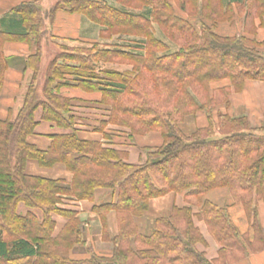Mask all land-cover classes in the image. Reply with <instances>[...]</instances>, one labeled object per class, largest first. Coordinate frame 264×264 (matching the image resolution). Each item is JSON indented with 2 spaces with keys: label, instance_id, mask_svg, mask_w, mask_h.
Masks as SVG:
<instances>
[{
  "label": "trees",
  "instance_id": "1",
  "mask_svg": "<svg viewBox=\"0 0 264 264\" xmlns=\"http://www.w3.org/2000/svg\"><path fill=\"white\" fill-rule=\"evenodd\" d=\"M116 2L58 0L47 12L25 3L11 11L13 28L0 30V47L30 39L36 46L25 64L32 74L22 106L14 120H0V264H236L264 250L256 210L258 202L264 204V125L251 129L245 116H212L229 106L230 90L241 92L247 80L264 83V41L256 38L255 25L264 21V0ZM58 11L98 26L100 39L48 38L44 22L51 24ZM226 23H240L237 32L219 35ZM48 39L58 51L44 69L42 44ZM63 87L101 95L89 102L106 112L94 130L115 126L129 138L155 132L162 145L132 165L127 152L81 139L74 129L75 100L60 94ZM38 109L42 121L72 130L51 137L46 151L27 141ZM198 112L207 114V125L186 135L182 126ZM28 161L42 168L63 165L72 180L27 175ZM98 189L117 193L112 203L92 208L102 239L113 246L110 253L95 252L78 213L59 208L64 198L92 202ZM215 190H226L232 204L209 201L206 195ZM170 193L183 194L188 206L173 207L141 233L137 221L150 201ZM19 204L40 211L41 219L18 215ZM230 206L244 212L245 233L234 226ZM110 212L115 236L107 224ZM51 215L66 220L57 235ZM194 218L220 247L211 262L196 249L206 243Z\"/></svg>",
  "mask_w": 264,
  "mask_h": 264
},
{
  "label": "crops",
  "instance_id": "2",
  "mask_svg": "<svg viewBox=\"0 0 264 264\" xmlns=\"http://www.w3.org/2000/svg\"><path fill=\"white\" fill-rule=\"evenodd\" d=\"M112 7L117 6L116 0H102ZM34 2L42 11H48L52 8L55 0H0V30H4L5 25L11 27V23L15 18L11 11L21 4ZM260 20H256V38L259 41H264V24ZM82 16L78 14H69L65 11H58L53 18L50 33L58 38L70 40H91V28ZM90 30V31H89ZM237 32V27L235 29ZM89 31V33H88ZM228 30L217 29V33L222 36L231 35ZM234 31V30H232ZM231 31V32H232ZM234 32V33H235ZM94 41V40H93ZM36 52V46L32 39L30 41L10 40L4 42L0 47V120H14L19 109L22 106L26 89L31 79V71L25 68V64L29 56ZM47 60L44 59L42 48V61L44 66ZM43 68V67H42ZM221 83L213 84L217 87ZM60 94L71 100L73 103L72 111L77 116L74 129L78 136L86 141L98 142L104 147L115 148L127 152L126 162L132 165L144 163L146 155L153 149L162 145V139L158 133L152 132L144 136H136L129 139L125 144L124 132L122 129L107 125L102 132L94 130V126H98V121L106 119L103 115L106 113L103 110H96L89 102L99 101L101 95L98 93H86L76 88L63 87L60 89ZM235 97L232 95V100ZM240 107V108H239ZM241 111V112H240ZM241 115L248 119L251 129H258L264 125V83L260 81L247 80L244 82L242 91L238 97L237 103H231L230 109L219 107L212 112L213 119L216 120L218 115ZM80 117V118H79ZM35 120L37 126L34 134L28 137L27 141L36 146L37 149L46 151L51 144V137L71 133L72 130H62L54 124L41 120V110L35 112ZM207 125V114L198 112L196 116L185 123L182 128L186 135H189L197 128ZM108 137H106V136ZM25 173L31 176L43 177L51 180H62L70 183L72 175L65 169L63 165H54L51 168H42L35 161H28L25 167ZM117 193L110 190L98 189L94 193V200L75 201L72 199H63L59 208L74 210L79 217L84 218V237L88 245H91L95 252L110 253L112 244L102 239L101 226L98 217L92 211L95 206L112 203L116 200ZM206 198L219 206H229L232 204L230 194L226 190H215L206 195ZM188 206L183 194H167L161 198L150 201L149 210L145 216L137 221L138 228L141 233H145L151 229L152 221L155 218L168 215L173 207L183 208ZM194 213H197V208H192ZM258 222L264 234V204L258 202L256 204ZM18 215L24 217L28 213L34 214L38 219H41V212L38 210H30L24 204H19L17 208ZM229 216L238 229L243 234L248 230L249 224L244 215V212L239 206H230L228 209ZM51 219L55 222L54 235H57L66 223V220L58 215H51ZM194 218V225L199 229L205 240L204 245H197L198 252L204 253L208 261H213L218 258L220 247L209 235L204 222ZM107 224L111 236H115L117 225L116 218L113 212L107 215ZM99 226L100 230L97 231ZM205 230V232H204ZM236 264H264V250L260 252H250L248 256Z\"/></svg>",
  "mask_w": 264,
  "mask_h": 264
},
{
  "label": "rangeland",
  "instance_id": "3",
  "mask_svg": "<svg viewBox=\"0 0 264 264\" xmlns=\"http://www.w3.org/2000/svg\"><path fill=\"white\" fill-rule=\"evenodd\" d=\"M56 2H58V0H55ZM102 1V0H101ZM170 2H172L173 3V1L174 0H169ZM104 2V1H103ZM43 12H47V11H43ZM177 14H179L181 17H185L184 16V14H182V13H180V12H178L177 10L175 11ZM90 24V23H89ZM240 24V23H239ZM239 24H231V23H226V24H222L221 26H220V30H222V31H224V30H228V31H226L227 33H229V34H233L236 30V27H237V29H238V25ZM92 25V24H91ZM51 26V24H50V22L48 21V20H45V22H44V28L47 30V35H48V38H49V35H52L51 33H50V31H49V27ZM232 30H234V31H232ZM90 31V30H89ZM89 31H88V33H89ZM232 31V32H231ZM239 32V31H238ZM90 34H91V38H89V39H91V40H87V41H84V40H79L81 43L83 42V43H86V42H94V41H97V40H99L100 39V28L98 27V26H92V28H91V31H90ZM62 39V38H61ZM64 39V38H63ZM94 40V41H93ZM119 43H123V41H119ZM55 44L57 45V42H54L53 40H51V39H48V40H46V42L45 43H43L42 44V48H43V52H44V59H46L47 60V63L44 65V66H42L44 69H45V67L48 65V63H49V61L56 55V53H57V51H58V49L56 48V46H55ZM69 44V43H68ZM70 45H72V44H70ZM134 45H137V44H134ZM42 65V64H41ZM240 93L241 92H236V91H234V90H230V98H229V106L228 107H225V106H221V107H224V108H228V109H230V107H231V103H237L238 102V97H239V95H240ZM232 95H233V97H235L234 98V100H232ZM240 108V107H239ZM218 109V108H217ZM216 110V109H215ZM241 112V111H240ZM231 116V115H230ZM232 117H235V118H237V117H242L241 115H237V116H233L232 115ZM193 118V117H192ZM192 118L190 117H188L186 120H187V122L188 121H191L192 120ZM186 122V123H187ZM123 130V132H124V136L126 137V138H124V141H125V143L127 144L128 143V141H129V139H131V138H134V137H136V136H133V137H131V138H129V137H127L128 136V131L126 130V129H122ZM193 132V131H192ZM191 132V133H192ZM190 133V134H191ZM189 134V135H190ZM147 135V134H146ZM144 136V135H143ZM81 218V217H80ZM82 220H83V222H84V218H81ZM196 220V219H195ZM97 227V231H99L100 230V228H99V226H96ZM204 232H205V230H204Z\"/></svg>",
  "mask_w": 264,
  "mask_h": 264
}]
</instances>
